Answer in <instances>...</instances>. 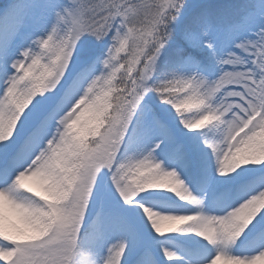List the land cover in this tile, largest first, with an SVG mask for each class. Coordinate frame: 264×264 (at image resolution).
I'll return each mask as SVG.
<instances>
[{"label": "snow or ice", "instance_id": "6c2138e0", "mask_svg": "<svg viewBox=\"0 0 264 264\" xmlns=\"http://www.w3.org/2000/svg\"><path fill=\"white\" fill-rule=\"evenodd\" d=\"M0 264H264V0H0Z\"/></svg>", "mask_w": 264, "mask_h": 264}]
</instances>
